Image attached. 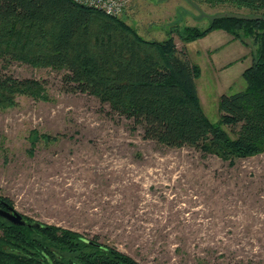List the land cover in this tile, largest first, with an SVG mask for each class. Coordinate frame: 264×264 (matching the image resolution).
<instances>
[{"label":"rangeland","instance_id":"obj_1","mask_svg":"<svg viewBox=\"0 0 264 264\" xmlns=\"http://www.w3.org/2000/svg\"><path fill=\"white\" fill-rule=\"evenodd\" d=\"M263 12L231 2L130 0L119 17L163 40L171 28ZM172 35L200 66V101L217 121L220 96L246 87L255 43L222 29L192 41ZM0 71L46 87L0 108V196L24 217L142 264H264V152L231 164L193 146L161 145L95 96L66 91L63 71L2 59Z\"/></svg>","mask_w":264,"mask_h":264},{"label":"trees","instance_id":"obj_2","mask_svg":"<svg viewBox=\"0 0 264 264\" xmlns=\"http://www.w3.org/2000/svg\"><path fill=\"white\" fill-rule=\"evenodd\" d=\"M206 1L264 11V0ZM216 29L250 37L256 49L242 74L246 87L222 94L220 117L211 121L197 88L201 68L172 34L192 41ZM0 59L63 71L66 91L95 96L158 144L193 146L231 164L264 152V12L218 16L205 29L171 28L165 39L151 40L125 19L76 0H0ZM45 88L40 79L0 71V108L13 106L18 95L41 97ZM0 264L142 263L70 229L0 217Z\"/></svg>","mask_w":264,"mask_h":264},{"label":"built area","instance_id":"obj_3","mask_svg":"<svg viewBox=\"0 0 264 264\" xmlns=\"http://www.w3.org/2000/svg\"><path fill=\"white\" fill-rule=\"evenodd\" d=\"M113 16H120L127 8L130 0H76Z\"/></svg>","mask_w":264,"mask_h":264},{"label":"water","instance_id":"obj_4","mask_svg":"<svg viewBox=\"0 0 264 264\" xmlns=\"http://www.w3.org/2000/svg\"><path fill=\"white\" fill-rule=\"evenodd\" d=\"M5 204L7 205L8 210L0 207V215L4 216L5 218H7L9 221H11L12 223H14L16 225L27 224L26 218L21 213H19L12 205H9L7 203H5ZM34 225L39 226L41 224L38 222H35ZM89 241L94 243V241H91V240H89Z\"/></svg>","mask_w":264,"mask_h":264},{"label":"flooded vegetation","instance_id":"obj_5","mask_svg":"<svg viewBox=\"0 0 264 264\" xmlns=\"http://www.w3.org/2000/svg\"><path fill=\"white\" fill-rule=\"evenodd\" d=\"M3 201H4L5 203L11 205L10 201H9L8 199L3 198V197L0 196V207L3 208V209L8 210L7 205H6ZM0 217H2V218H4L5 220L9 221L7 218H5V217L2 216V215H0ZM9 222L12 223L11 221H9ZM12 224H14V223H12ZM25 225H27V226H32V225H33V226H34V224H33L32 222H29V221H27V224H25ZM91 241H92V240H91ZM94 243H95V242H94ZM16 249H17V250H21L19 247H16Z\"/></svg>","mask_w":264,"mask_h":264},{"label":"crops","instance_id":"obj_6","mask_svg":"<svg viewBox=\"0 0 264 264\" xmlns=\"http://www.w3.org/2000/svg\"><path fill=\"white\" fill-rule=\"evenodd\" d=\"M167 31H168V30H165V35H164L165 37H164V38L167 37ZM252 60H253V56H252ZM252 62H253V61H252ZM252 62H251V64H252ZM249 66H250V65H249ZM246 68H247V67H246ZM246 68H245V69H246ZM245 69H244V70H245Z\"/></svg>","mask_w":264,"mask_h":264}]
</instances>
